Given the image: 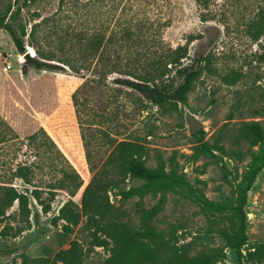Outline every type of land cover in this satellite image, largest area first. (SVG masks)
<instances>
[{
  "label": "rangeland",
  "instance_id": "rangeland-1",
  "mask_svg": "<svg viewBox=\"0 0 264 264\" xmlns=\"http://www.w3.org/2000/svg\"><path fill=\"white\" fill-rule=\"evenodd\" d=\"M203 14L209 19L203 21ZM0 17L17 34L26 32L25 53H31L24 60L0 28V117L14 138L0 142V178L28 194L40 189L49 203L44 212L30 196V227L16 236L0 235V264H107L111 255L96 244V226L86 216L81 214L69 228L56 218L69 200L71 209L81 213L82 192L94 171L86 164L85 172L76 168L81 181L65 177L71 168L59 144L64 156L53 147H40L41 134L36 142L27 140L40 127L69 147L78 137L97 167L121 140L132 143L148 167L175 163L188 185L164 194L153 220L156 237L174 236L189 255L222 251L224 257L215 264H253L239 251L245 254L264 243V143L250 145L242 128L256 123L264 138V0H0ZM88 35L101 41L99 52L84 51ZM178 45L186 46L183 63L199 56L208 63L185 103L154 104L118 83L123 75L103 66L119 53L120 65L145 68ZM42 53L50 59L41 58ZM34 58L59 68H35ZM65 61L89 68L74 72ZM74 92L75 101L65 104ZM188 112L202 123L200 130L189 132ZM19 163L34 167L30 184L12 176ZM121 178L127 186L142 182ZM61 180L64 186L58 188ZM159 196L147 194L142 202L150 207ZM108 198L125 210L129 218L124 220L138 222L137 197L121 202L109 191ZM17 211L14 202L0 231L6 224H20Z\"/></svg>",
  "mask_w": 264,
  "mask_h": 264
},
{
  "label": "trees",
  "instance_id": "trees-1",
  "mask_svg": "<svg viewBox=\"0 0 264 264\" xmlns=\"http://www.w3.org/2000/svg\"><path fill=\"white\" fill-rule=\"evenodd\" d=\"M201 19L206 21L209 17L203 14ZM0 28L10 35L16 49L24 54L25 45L22 37L26 35V32L22 31L17 34L5 17H0ZM28 36L30 37L31 34ZM100 44L101 41L98 38L88 35L84 51L87 55L99 52ZM168 50L165 53H160L155 62L146 67L143 66L145 68L132 64V62L120 65L117 61L121 58L119 53H113L112 61L103 66L106 72H118L123 75V78L116 79L118 83L137 90L154 104L161 105L165 101L185 103L187 92L208 63L202 56L193 58L191 62L183 63L182 59L187 54L185 45H178L176 48ZM41 58L50 59L43 53ZM64 63L74 72L89 68L85 63L82 65H72L68 61ZM32 64L38 69L59 68V65L36 58L32 59ZM170 71H173V74H170ZM22 72L26 74L27 69L23 67ZM75 99L74 92L71 99L67 100L65 104H70ZM62 105L64 104H61L57 109L58 112L62 109ZM259 128L256 123L243 125V135L252 146L264 143L263 134ZM9 132H12L11 127L0 117V142L14 139L10 137ZM39 134L44 139V143H41L40 147H53L61 153L57 145L59 144L68 156V158H64L71 171H65V177H70V179L76 177L81 181L76 168L85 172L86 164L90 166L91 171H94L82 192L81 213L71 209L72 201L69 200L60 208L56 218L66 222L64 228L76 225L81 214L92 221L96 226V232H100L99 235L94 233L96 244L111 252L107 264H215L222 260L224 257L222 251L215 249L189 255L185 245L176 244L177 240L174 236L159 239L156 237L153 220L162 210L164 194L188 185L184 174L178 172L175 163L171 162L167 168L166 164L160 161L155 166L148 167L133 151L132 143L121 140L114 145L100 167H97L96 163L90 159L87 145H81L78 137L73 139L74 145L69 147L66 146L62 138L55 134L52 138L43 127H40L30 134L27 140L31 143L36 142ZM82 147L85 154L82 152ZM61 154L64 156L63 153ZM261 158H263L262 163L264 164V147L261 150ZM33 175L34 167L30 163H19L12 172L14 178L22 179L27 184L32 182ZM122 175H129L130 178L142 182L138 185L127 186L123 183ZM62 182L63 180L58 183V188L64 186ZM80 185L81 183L78 182L75 187L78 188ZM52 186V184L49 185L51 188H56ZM109 191H113L114 195H120L121 202L133 197L138 198L135 202V212L138 216L136 224L124 220L129 218L128 215L120 206L116 207L110 202ZM49 192L51 196L54 195V191L50 190ZM40 193V189L34 188L28 194L26 191L17 189L6 178H0V221L6 216L7 210L12 207L14 202H17L18 211L15 218L20 222L16 227L6 224L0 231V235L16 236L30 227V196L42 206L44 212L48 211L49 203L43 201ZM147 194L154 196L160 194L159 200L152 206L145 207L142 199ZM239 257L249 263L264 264V243L252 245L245 254L239 251Z\"/></svg>",
  "mask_w": 264,
  "mask_h": 264
},
{
  "label": "water",
  "instance_id": "water-1",
  "mask_svg": "<svg viewBox=\"0 0 264 264\" xmlns=\"http://www.w3.org/2000/svg\"><path fill=\"white\" fill-rule=\"evenodd\" d=\"M31 57V53L26 52L23 54L24 60H27ZM186 122L190 133L196 132L202 128V123L191 113H186Z\"/></svg>",
  "mask_w": 264,
  "mask_h": 264
},
{
  "label": "crops",
  "instance_id": "crops-1",
  "mask_svg": "<svg viewBox=\"0 0 264 264\" xmlns=\"http://www.w3.org/2000/svg\"><path fill=\"white\" fill-rule=\"evenodd\" d=\"M8 98V96L5 94L4 95V99H5V102H6V99ZM1 111V110H0ZM3 113L5 114V116L6 115H9L10 114V112L8 113L7 111L5 112V109L3 108ZM7 118H8V116H6ZM9 119V118H8Z\"/></svg>",
  "mask_w": 264,
  "mask_h": 264
},
{
  "label": "built area",
  "instance_id": "built-area-1",
  "mask_svg": "<svg viewBox=\"0 0 264 264\" xmlns=\"http://www.w3.org/2000/svg\"><path fill=\"white\" fill-rule=\"evenodd\" d=\"M6 67L10 68L11 67L10 63H6Z\"/></svg>",
  "mask_w": 264,
  "mask_h": 264
}]
</instances>
